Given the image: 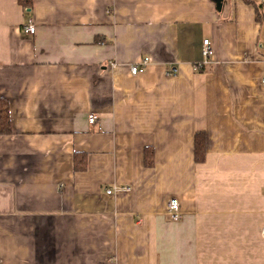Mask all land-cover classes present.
I'll return each mask as SVG.
<instances>
[{"label":"crops","instance_id":"obj_1","mask_svg":"<svg viewBox=\"0 0 264 264\" xmlns=\"http://www.w3.org/2000/svg\"><path fill=\"white\" fill-rule=\"evenodd\" d=\"M252 1L0 0L12 120L0 264H264V0ZM205 39L214 54L196 72Z\"/></svg>","mask_w":264,"mask_h":264},{"label":"trees","instance_id":"obj_2","mask_svg":"<svg viewBox=\"0 0 264 264\" xmlns=\"http://www.w3.org/2000/svg\"><path fill=\"white\" fill-rule=\"evenodd\" d=\"M248 5H256L257 4L252 0H243ZM18 3L26 8L31 9L33 6V0H18ZM260 15V13H259ZM258 15V19H262L261 15ZM12 134V120H11V110H10V103L9 101L0 96V136L10 135ZM207 151V138L205 133H197L195 135L194 140V154H195V161L197 163H202L205 161ZM78 162L76 164V169H79V160L83 162L82 166L85 165V154H77ZM144 159H145V166L148 168H152L154 166V149L151 147L145 148L144 151ZM81 165V164H80ZM83 168V167H82Z\"/></svg>","mask_w":264,"mask_h":264},{"label":"built area","instance_id":"obj_3","mask_svg":"<svg viewBox=\"0 0 264 264\" xmlns=\"http://www.w3.org/2000/svg\"><path fill=\"white\" fill-rule=\"evenodd\" d=\"M25 32L28 34H32V35L35 34L36 25L33 22V20H30L28 22V24L25 26ZM202 54H203V61L196 64L194 67V70L196 72H199L204 66L209 64V62H210V60L214 54L213 46H212V43L209 39H205L203 41ZM148 62H149V59L146 58L140 64L131 66L130 70H131L132 75H137L139 73H142L146 69ZM262 83L264 86V77L262 79ZM97 119H98V117L96 115H90L89 116L90 123L96 122ZM128 190H129L128 188L114 187L113 189L107 190V194L118 193L121 191H128ZM168 214L170 216L171 221H173V222H177V221L182 219V213L180 210L179 201L176 198H172L171 200H169V202H168ZM262 237L264 238V228L262 229Z\"/></svg>","mask_w":264,"mask_h":264},{"label":"water","instance_id":"obj_4","mask_svg":"<svg viewBox=\"0 0 264 264\" xmlns=\"http://www.w3.org/2000/svg\"><path fill=\"white\" fill-rule=\"evenodd\" d=\"M220 5V4H219Z\"/></svg>","mask_w":264,"mask_h":264}]
</instances>
